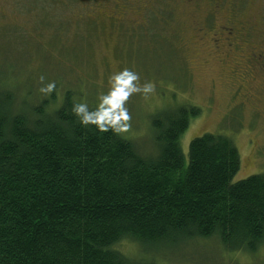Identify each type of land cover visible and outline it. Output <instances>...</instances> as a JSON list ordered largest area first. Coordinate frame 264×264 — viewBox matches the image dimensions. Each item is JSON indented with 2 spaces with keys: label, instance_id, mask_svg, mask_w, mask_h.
Returning <instances> with one entry per match:
<instances>
[{
  "label": "trees",
  "instance_id": "obj_1",
  "mask_svg": "<svg viewBox=\"0 0 264 264\" xmlns=\"http://www.w3.org/2000/svg\"><path fill=\"white\" fill-rule=\"evenodd\" d=\"M1 81L0 264H145L118 249L126 240L261 250L264 174L234 182L241 158L223 135L192 140L186 163L180 141L199 108L156 117L157 151L144 155L122 132L82 126L76 92L30 102Z\"/></svg>",
  "mask_w": 264,
  "mask_h": 264
},
{
  "label": "rangeland",
  "instance_id": "obj_2",
  "mask_svg": "<svg viewBox=\"0 0 264 264\" xmlns=\"http://www.w3.org/2000/svg\"><path fill=\"white\" fill-rule=\"evenodd\" d=\"M126 67L155 85L126 103L122 134L144 155L157 151L153 120L191 106L200 114L180 141L186 163L192 140L223 135L241 158L234 182L264 174V0H0V86L5 75L30 102L43 76L61 99L71 90L96 107ZM219 240L117 247L145 264H264V245L249 255Z\"/></svg>",
  "mask_w": 264,
  "mask_h": 264
},
{
  "label": "clouds",
  "instance_id": "obj_3",
  "mask_svg": "<svg viewBox=\"0 0 264 264\" xmlns=\"http://www.w3.org/2000/svg\"><path fill=\"white\" fill-rule=\"evenodd\" d=\"M42 87L39 91L45 95L51 94L56 89V82L50 81L43 84L44 77H40ZM109 90L101 94L95 110L90 111L86 102L74 103L73 114L79 119L82 126L95 125L99 132L121 133L128 130L131 114L126 103L134 94L147 96L155 91L152 81L141 83L140 74L129 68L114 72L109 77Z\"/></svg>",
  "mask_w": 264,
  "mask_h": 264
},
{
  "label": "flooded vegetation",
  "instance_id": "obj_4",
  "mask_svg": "<svg viewBox=\"0 0 264 264\" xmlns=\"http://www.w3.org/2000/svg\"><path fill=\"white\" fill-rule=\"evenodd\" d=\"M230 30H232V29H230ZM259 56H261V55H259ZM258 59V58H257ZM260 61V60H259Z\"/></svg>",
  "mask_w": 264,
  "mask_h": 264
}]
</instances>
